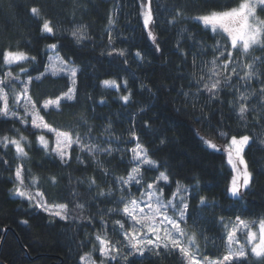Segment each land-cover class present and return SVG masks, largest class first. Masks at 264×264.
Masks as SVG:
<instances>
[{
	"label": "trees",
	"instance_id": "obj_1",
	"mask_svg": "<svg viewBox=\"0 0 264 264\" xmlns=\"http://www.w3.org/2000/svg\"><path fill=\"white\" fill-rule=\"evenodd\" d=\"M240 2L153 0L155 24L150 25L149 29L157 36L161 49L157 52L148 30L143 26L140 0H0V52L7 48L28 51L38 58L34 66L25 65L31 74L36 76L44 70L47 58L44 45L55 42V39L41 36L39 26L43 21L30 11L32 7H37L43 18L49 19L61 30L57 37L62 45L61 55L66 59L70 57L82 69L77 75L79 102L74 107L65 105L62 112L49 110L45 119L58 128L79 132L81 136L91 127L94 142L103 147L108 146V135L103 129L111 121L113 135L122 137L119 142L112 140L111 146L116 149L135 146V141L128 134L135 120V130L141 142L150 149L152 157L171 173L172 188L175 187V180H182L185 184H194L198 180L199 188L196 191L199 195L214 200L215 207H198L199 195L192 199L190 211L198 208L195 214L197 224L193 227L192 220H189L186 228L188 232L196 233L201 252L209 256L223 252L226 229L219 217L223 216L225 220H233L236 215L242 219L264 217V119H261L264 110L255 98L250 99L249 103L256 106L257 110L245 122L239 119L230 104L234 99L230 89H225L220 99L214 101H209L206 94H201L195 108L191 102L185 106L181 94L190 89L195 91L191 73L193 54L198 52V48L196 42L188 38L189 33L208 45L202 57L205 60L212 59V46L216 41L230 44L223 35H214L210 28L205 30L202 24L195 23L191 17L209 11L228 10ZM177 9L183 12V16H176ZM113 13L114 18H118L112 29L113 47L127 50V65L123 62L124 58L115 54H101V50L108 45L107 22ZM257 15L264 20V12L258 11ZM173 17L177 20L174 25L168 23ZM81 24L87 26L91 39L77 45L71 30ZM184 28L189 33H182ZM136 51L144 54V62L135 58ZM234 55L250 62L253 57L264 56V50L255 48L246 57L235 52ZM5 70L0 58V74ZM12 71L18 72L19 68L13 66ZM21 78H25L23 74ZM111 78L117 79L118 83L123 79L128 80L134 94L128 105L118 98L125 94L123 86L119 93L101 86L102 80ZM141 83L147 85L151 92L142 89ZM67 84L66 77H48L34 82L30 91L34 100L54 99L66 91ZM253 87L259 88V85L254 83ZM86 94L91 95L92 99ZM102 97L106 100L105 104L99 103ZM141 106L146 109L143 113L138 112ZM144 121L150 123V129L144 127ZM14 126L20 128L32 143L30 149L26 146L29 152L26 160L17 159L13 146L9 145L5 149L0 145V264H80L79 257L92 248L91 243H84L83 247L81 243L89 239L94 241L93 234L99 230L100 223L98 216L91 224L79 217L96 214L97 204L100 209L114 206L107 200L102 203L99 200L92 201L96 190L89 192L87 183L80 181L95 176L97 182L107 188L113 183L112 175L104 177L91 158L78 149L73 152L70 164L64 166L38 146L30 125L27 130L19 123ZM218 129L229 132V135L248 134L255 138V142L250 141L245 149V159L253 174V182L239 202L226 194L231 171L225 164L224 153L207 148L199 138L204 135L223 145L226 141L217 136ZM5 133L10 136L17 134L13 131L12 122L0 121V135ZM160 138L165 139L164 144H160ZM76 155L84 157L87 166L77 163ZM121 155L125 156L123 161ZM130 156V152H114L111 157L98 154L97 158L112 174L126 176L132 166L128 163ZM18 164L24 165L25 180L29 178V171L41 178L38 188L45 194V199L69 203L73 218L49 223L46 214L29 208L27 201L13 195V177ZM164 167L160 170H164ZM51 175L57 177L56 184L48 179ZM156 175L158 173L155 171L148 172L146 178L151 180ZM73 190L79 193L76 200L90 202L85 210L74 207ZM116 218L119 217L111 219ZM22 220H28L29 223L23 224ZM108 235L113 237L114 233L109 230ZM146 256V259L136 264H181L178 252L161 258ZM249 264L261 263L250 261Z\"/></svg>",
	"mask_w": 264,
	"mask_h": 264
},
{
	"label": "snow or ice",
	"instance_id": "obj_2",
	"mask_svg": "<svg viewBox=\"0 0 264 264\" xmlns=\"http://www.w3.org/2000/svg\"><path fill=\"white\" fill-rule=\"evenodd\" d=\"M152 3L153 0H141L140 15L145 29L155 24ZM30 11L43 21L39 26L41 36L44 39H55V42L44 45V51L47 53L44 70L36 76H33L29 67L25 65L34 66L37 63V55L19 48H7L0 52L2 65L7 69L0 74V121L12 122L13 131L18 134L17 136L6 133L0 135V145L5 149L11 145L15 149L17 159H28L29 152L26 146L30 149L32 142L20 128H15L14 125L19 123L25 130L30 125L38 146L46 155L59 160L62 165L68 166L73 159V152L78 149L80 153H86L87 157L91 158L104 177L112 175L113 183L107 188L99 184L95 176L80 181L87 183L89 192L96 190L91 197L92 201L99 200L102 203L107 200L114 205L100 209L97 204L96 214L79 217L91 224L98 216L100 223L99 230L93 234L94 241L89 239L81 243V247L84 243H91L92 248L90 252L79 257L80 264H136L137 261L146 259V254L161 258L176 252L179 253L181 264H249L252 257L264 264V217L258 221L242 219L240 215H236L234 220L219 217L221 225L226 229L222 254L209 256L201 252L196 233L189 234L186 231L189 220H192L193 227L197 224L195 214L198 208L190 211V207L191 200L199 195L196 191L199 188V181L185 184L182 180H175L173 189L171 173L152 157L150 149L141 142L140 135L135 130V120L132 121V128L128 130L129 136L135 141V146L130 149H116L111 146L112 140L119 142L122 137L113 135L111 121L103 129L108 135L106 141L108 146L103 147L94 142L91 127L84 136H81L79 132L58 128L45 119L49 110L62 112L65 105L74 107L79 102L77 75L82 69L70 57L66 59L61 55L62 45L57 38L61 30L49 19L42 17L39 8L32 7ZM258 11L264 12V0H241L238 6L229 10L209 11L191 17L195 23L202 24L205 30L210 28L214 35H223L230 44L216 41L212 46V59L205 60L202 57L206 54L204 50L208 45L190 34L187 28L182 29V33H189L188 38L195 41V46L198 48V52L193 54L191 73L195 91L190 89L181 93L186 102L185 106L191 102L192 107L195 108L201 94H206L209 101L219 100L221 92L230 89L234 97L230 104L241 121L247 122L251 113L257 110L256 106L249 103L252 98H255L259 107L264 110V56L253 57L250 62H245L234 55L235 52L241 57H246L255 48L264 50V20L259 18ZM176 16H183V12L177 9ZM117 22L118 18H114V13L110 14L107 22L108 45L101 50V54L105 52L109 56L115 54L124 58L123 62L127 65L129 63L127 50L113 47L112 29ZM176 22L175 17L168 21L173 25ZM71 36L77 45L91 39L87 26L83 24L75 26L71 30ZM148 36L155 45V50L160 52L157 36L151 30L148 31ZM134 56L140 62L146 59L141 51H136ZM13 66L19 68V71L14 73ZM21 74L24 79L21 78ZM48 77H66L68 81L66 91H62L54 99L34 100L30 91L32 84ZM254 83L258 84L259 88H254ZM100 84L103 88L115 89L118 93L123 86L125 94L119 95V100L124 105L132 102L134 94L127 79H123L120 83L117 79H104ZM141 88L151 92V89L143 83ZM88 98L92 99L91 95H88ZM99 103L105 104L106 100L102 97ZM145 111L144 106L138 109L139 113ZM201 112L203 113V107ZM261 119H264V114L261 115ZM144 127L150 129L151 125L148 121H144ZM217 136L226 143L217 144L215 139L204 135H200L199 138L207 148L226 154V163L232 171L226 194L239 202L243 200L245 191L250 189L253 182V174L245 159V149L250 145V141L255 142V138L248 134L229 135V132L220 129L217 130ZM159 142L164 144L165 139L160 138ZM114 152L131 153L128 163L132 166L126 176L112 174L97 158L98 154L111 157ZM75 159L77 163L87 166L81 155H76ZM124 159L125 156L121 155V160ZM4 163L8 164L6 160ZM161 167H164V170H160ZM152 171L157 172L158 175L149 180L146 175ZM13 179L11 190L13 195L27 201L29 208L46 214L49 223L73 218L69 203L49 202L45 199V194L38 188L41 179L39 176L29 171L28 183L25 182L23 164L16 166ZM48 179L52 184L57 183L55 175H51ZM136 193L139 195L137 196ZM72 196L75 208L83 211L89 206V201L76 200L79 196L77 191L73 190ZM199 206L215 207L216 205L214 200L210 201L208 197L199 195ZM112 217L119 218L111 219ZM21 223L28 224L29 221L22 220ZM109 230L119 238L110 237ZM238 233L241 235L238 236ZM241 238L246 243H241ZM92 253H98V257L94 258Z\"/></svg>",
	"mask_w": 264,
	"mask_h": 264
},
{
	"label": "rangeland",
	"instance_id": "obj_3",
	"mask_svg": "<svg viewBox=\"0 0 264 264\" xmlns=\"http://www.w3.org/2000/svg\"><path fill=\"white\" fill-rule=\"evenodd\" d=\"M140 5H141V0H140ZM229 10V9H228ZM142 21H143V18H142ZM148 31L150 30V29H147ZM112 79V78H111ZM24 134V133H23ZM18 134H16V135H14V136H17ZM25 135V134H24ZM26 136V135H25ZM224 155H225V164L227 165V163H226V154L224 153ZM227 167L230 169V171H231V168H230V166L229 165H227ZM231 176H232V171H231ZM29 179V178H28ZM28 179L27 180H25V182L26 183H28ZM231 179V178H230ZM138 196V195H137ZM235 219V218H234ZM233 219V220H234ZM260 218H257V219H247V220H249V221H253V220H255V221H258ZM254 230H257V229H254ZM187 231V230H186ZM188 232V231H187ZM189 234H191L190 232H188ZM241 234H239L238 233V236H240ZM114 236H115V238H119L118 236H116V234H114ZM113 236V237H114ZM225 240H226V235H225ZM241 243H246V241H244L242 238H241ZM92 255H93V257L95 258V257H98V253H96V255L94 256V254L92 253ZM250 261H255V262H259V263H261V261H259L258 259H256L255 257H252V258H250Z\"/></svg>",
	"mask_w": 264,
	"mask_h": 264
}]
</instances>
